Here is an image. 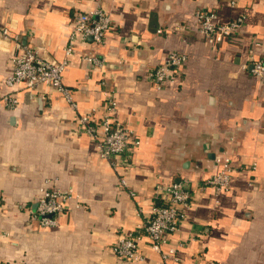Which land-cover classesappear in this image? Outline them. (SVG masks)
Listing matches in <instances>:
<instances>
[{"label": "crops", "instance_id": "crops-1", "mask_svg": "<svg viewBox=\"0 0 264 264\" xmlns=\"http://www.w3.org/2000/svg\"><path fill=\"white\" fill-rule=\"evenodd\" d=\"M231 1L0 0V28L53 61L67 58L74 14L103 8L112 19L102 43L77 42L68 58L64 82L77 109L48 85L17 86L19 104L10 108L4 96L16 45L0 38V264H131L113 246L147 221L160 202L156 186L181 179L194 186L220 170L222 153L234 168L231 187L197 193L164 247H177V260L165 262L144 238L145 258L134 264H264V79L246 67L264 56V0ZM199 9L217 10L220 22L244 14L246 22L238 38L212 44L199 31ZM173 50L188 62L158 87L148 71ZM110 96L115 118L141 140L123 171L100 158L78 121L101 118ZM49 186L73 196L58 224L45 227L32 213Z\"/></svg>", "mask_w": 264, "mask_h": 264}, {"label": "built area", "instance_id": "built-area-1", "mask_svg": "<svg viewBox=\"0 0 264 264\" xmlns=\"http://www.w3.org/2000/svg\"><path fill=\"white\" fill-rule=\"evenodd\" d=\"M230 4L234 6L236 1L232 0ZM196 18L199 31L212 44L222 43L225 39L238 38L246 22L244 14L236 16L229 22H220L218 11L215 9H199L196 11ZM72 27L66 48L67 58L59 61L45 58L42 55L43 47L23 45L19 35H12L7 27L0 28V38L12 41L16 45L11 58L12 71L6 79V84L12 91L4 96L10 108H16L19 104L15 90L21 85L29 90L48 85L59 91L72 108H78L72 89L64 82V72L69 64L68 58L74 54L77 42L102 43L112 28V19L103 8L79 11L74 14ZM83 59L94 67H103L105 62L104 58L93 54H84ZM188 59L186 53L173 50L164 62L148 71L147 78L158 87H164L178 78ZM247 66L251 75L264 79V56L252 57ZM105 110V114L99 119L87 113L81 114L78 121L95 141L100 158L106 160L113 169L123 171L132 166L135 151L140 146L141 140L127 124L115 118L117 101L114 97H109ZM215 161L220 165V170L194 186L183 179L159 183L156 186V195L160 202L153 206L147 221L134 232L121 234L113 246L119 260L131 264L142 261L145 257L139 244L144 238H147L154 250L161 253L165 262L170 258L177 260L178 248L171 246L165 250L164 247L170 243L171 237L179 230L181 222L187 218L197 193L213 188L217 194H221L231 187L234 170L231 157L227 153H222L215 156ZM119 182L122 186H127L123 172ZM51 183L48 180L47 184ZM130 194L134 195L133 192ZM72 196V190H62L54 186L43 188L32 218L45 227L57 225L60 216L66 211V202Z\"/></svg>", "mask_w": 264, "mask_h": 264}]
</instances>
